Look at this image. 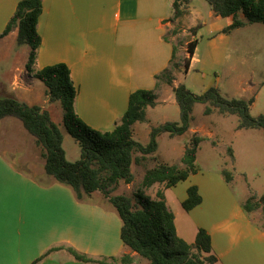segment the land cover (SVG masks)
<instances>
[{
  "label": "crops",
  "instance_id": "obj_1",
  "mask_svg": "<svg viewBox=\"0 0 264 264\" xmlns=\"http://www.w3.org/2000/svg\"><path fill=\"white\" fill-rule=\"evenodd\" d=\"M19 1L0 0V34ZM172 4L173 0H43L37 23L41 43L33 69L66 64L77 89L76 114L95 130L111 131L126 112L130 94L136 90H153L155 76L170 68L174 37L166 35V27L171 21L189 23L188 27L199 24L191 40L208 32L211 35L209 47L216 61L222 60L232 33L240 28L224 32L232 18L216 17L212 10L203 16L193 0L188 13L174 19ZM188 18L191 23L184 21ZM16 34L13 29L0 43ZM198 45L197 40L185 74L199 63ZM20 73L19 78L14 75L2 89L21 102L39 105L48 111L52 102L45 91L41 104L34 100L33 85L37 79L33 73L26 70ZM179 83H183V79ZM211 86L220 89L213 81L203 92ZM254 104L253 98L250 111ZM170 107L175 113L174 102ZM168 121L165 117L162 123ZM156 122L160 121L146 115L145 122L132 126L133 138L146 144L150 124ZM176 137L182 136L170 139ZM187 143L178 147L177 141L168 143L167 153L163 155L158 146L155 154L162 161L180 167ZM6 147L12 148L11 145ZM174 153L178 154V159L172 161L170 157ZM149 162L153 161L147 156L133 165L134 180L143 179L145 171L153 166ZM41 164L38 173L31 169L24 172L0 154V264H32L40 256L44 257L36 264H94L76 260L66 250L68 247L94 259L129 255L130 264H148L122 243L121 220L105 196L94 192L78 200L70 187L50 180L43 170L44 161ZM136 167L142 168L138 176ZM194 175L169 188L154 184L150 187L154 194L147 195L155 198L156 192L163 190L166 206L174 215L176 234L187 243L194 242L198 229L208 232L216 257L213 264H264V228L253 218L256 211L247 213L243 208L248 199L244 186H239L242 194L239 197L232 189L236 180H191ZM190 186L198 188L202 201L185 211L181 203ZM52 248L57 249L46 254Z\"/></svg>",
  "mask_w": 264,
  "mask_h": 264
},
{
  "label": "trees",
  "instance_id": "obj_2",
  "mask_svg": "<svg viewBox=\"0 0 264 264\" xmlns=\"http://www.w3.org/2000/svg\"><path fill=\"white\" fill-rule=\"evenodd\" d=\"M43 0H20L14 14L9 19L0 39L16 29V43L29 47L27 73L41 81L49 102H59L63 110L62 123L80 149V157L74 162L66 159L63 148V135L47 110L39 105H28L15 97H0V121L14 118L21 122L23 128L34 138L41 148L40 155L44 161V173L55 181L70 187L78 200L94 192L105 196L116 210L120 220V239L122 243L136 252L148 264H213L216 257L212 252L211 238L208 232L198 229L193 243H187L176 234L174 215L167 208L163 190L156 192L155 198L145 194L144 189L154 184L163 188L175 186L190 175L198 173L196 153L204 137L192 135L185 145L181 157L182 166L168 164L155 153L158 137L168 134L170 137L182 136L189 132L192 113L197 103L204 105V114L214 110L220 114L237 116V130L264 129V114L253 116L250 105L253 98H226L216 86L209 87L201 94L188 89L184 83L174 85V78L169 68L155 76L153 90H136L129 96L128 108L116 122L111 131H99L89 127L76 114L74 101L77 89L72 81L70 70L64 63H56L35 71L33 69L41 37L37 31L38 19L42 13ZM191 0H173V18L178 19L188 13ZM216 17H231L232 23L223 31L229 32L246 23L264 24V0H206ZM200 25L190 28L192 36L196 35ZM197 40H190L185 47L184 73L188 71L190 60L194 55ZM177 48L172 50L171 64ZM161 77L166 78L172 86L175 102L179 108V122L168 121L152 126L146 144H141L132 136V126L146 121V109L155 107L157 89ZM227 155L234 159L233 149L228 147ZM150 156L153 166L148 168L141 180V189L135 197L125 194L110 195L123 182L134 181L133 165ZM226 182L232 180L227 170L221 171ZM187 197L181 203L185 211L198 206L201 201L196 186H190ZM243 208L247 213L260 210L264 219V193L249 197ZM264 228V223H263ZM57 248L46 252L50 253ZM76 260L94 264H130L129 255L94 259L68 247L66 249ZM44 256L35 259L38 263Z\"/></svg>",
  "mask_w": 264,
  "mask_h": 264
},
{
  "label": "rangeland",
  "instance_id": "obj_3",
  "mask_svg": "<svg viewBox=\"0 0 264 264\" xmlns=\"http://www.w3.org/2000/svg\"><path fill=\"white\" fill-rule=\"evenodd\" d=\"M193 5L203 16L211 10L206 0H193ZM184 21L191 23V18ZM188 26L189 23L171 21V24L166 27V35L174 37V45L177 48L168 73L175 79L174 83H179L183 79L188 89L201 94L210 83L215 81L220 85V91L224 97L254 98L255 104L251 107V115L264 114V24L246 23L235 30L229 39L228 51H225L226 54L222 60L218 61L212 57L209 47L211 35L206 31L197 35L199 63H195L193 69L185 74L183 68L184 58L187 56L185 47L192 36L190 32L192 27ZM28 53L29 47L18 45L15 36H9L0 43V97H14L12 93L2 88L11 82L14 75L19 78L20 71L25 70ZM159 84L156 91L155 108L157 109H152L154 107L146 109V115L149 118L160 121L150 124L151 127L161 124L165 117L169 121L179 122V110L172 86L168 85L164 77L160 78ZM33 90L34 100L41 104L44 98L43 91L46 90L44 84L37 79ZM173 102L175 113L170 107ZM48 108L50 117L54 123L59 124L64 136L63 148L66 159L70 162L78 160L80 149L62 123L63 110L60 103L52 102ZM192 119L189 132L182 137L170 139L169 135L164 133L158 138L160 154H165L168 143L177 141L176 147H178L184 142H189L192 135L204 136V142L199 145L196 153L199 174L191 177V180H225L221 171L227 170L232 175V180H236L232 184V189L239 197H242L239 186H244L248 198L261 196L264 193V129L239 131L236 129L237 116L220 114L217 110L206 115L204 105L199 103L194 107ZM7 145H11L12 148L6 147ZM228 147L233 149V160L227 155ZM40 152L41 148L35 144L34 138L23 128L20 121L14 118H5L0 121V154L14 167L24 172H30L31 169L32 172L38 173L40 167L42 169L43 161ZM170 159L177 160L178 154L174 153ZM26 162L31 165V168ZM141 172L142 168H135L137 176ZM50 180L54 179L50 177ZM140 189L141 180H134L130 185L121 182L110 195L125 194L134 198ZM144 192L153 195L154 189H144ZM252 215L263 225L264 219L260 210Z\"/></svg>",
  "mask_w": 264,
  "mask_h": 264
}]
</instances>
